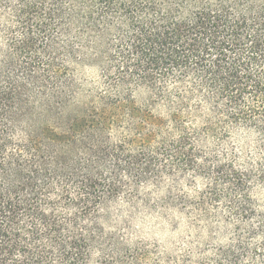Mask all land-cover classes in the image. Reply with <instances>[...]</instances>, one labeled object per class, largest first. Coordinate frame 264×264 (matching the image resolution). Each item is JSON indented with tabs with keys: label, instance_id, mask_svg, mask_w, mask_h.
<instances>
[{
	"label": "trees",
	"instance_id": "trees-1",
	"mask_svg": "<svg viewBox=\"0 0 264 264\" xmlns=\"http://www.w3.org/2000/svg\"><path fill=\"white\" fill-rule=\"evenodd\" d=\"M0 264H264V0H0Z\"/></svg>",
	"mask_w": 264,
	"mask_h": 264
},
{
	"label": "rangeland",
	"instance_id": "rangeland-1",
	"mask_svg": "<svg viewBox=\"0 0 264 264\" xmlns=\"http://www.w3.org/2000/svg\"><path fill=\"white\" fill-rule=\"evenodd\" d=\"M86 75L88 76V73ZM126 220L123 218L121 223L126 226L132 239L148 244L159 243L164 249H171L173 245L182 242L188 236L187 220L178 213L171 212L164 215L140 213L129 222Z\"/></svg>",
	"mask_w": 264,
	"mask_h": 264
}]
</instances>
